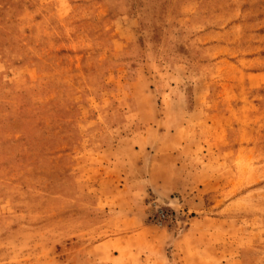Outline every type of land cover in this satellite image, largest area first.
Masks as SVG:
<instances>
[{"label":"rangeland","instance_id":"374dc122","mask_svg":"<svg viewBox=\"0 0 264 264\" xmlns=\"http://www.w3.org/2000/svg\"><path fill=\"white\" fill-rule=\"evenodd\" d=\"M0 264H264V0H0Z\"/></svg>","mask_w":264,"mask_h":264},{"label":"crops","instance_id":"0c3cea01","mask_svg":"<svg viewBox=\"0 0 264 264\" xmlns=\"http://www.w3.org/2000/svg\"><path fill=\"white\" fill-rule=\"evenodd\" d=\"M121 161L124 163V161H125V158H123V159H121ZM125 179V178H124ZM123 190H125V191H127L128 193H132L133 191H132V188H130V186H119V191L121 192V191H123ZM133 231V230H132ZM131 231V232H132ZM129 232H127V233H119V240L121 239V238H124V237H126V234H128ZM122 234V235H121ZM104 242V244L105 245H109V243L107 244V242L104 240L103 241ZM104 245V246H105ZM107 249H111V248H107ZM107 249H105V251L107 250Z\"/></svg>","mask_w":264,"mask_h":264}]
</instances>
